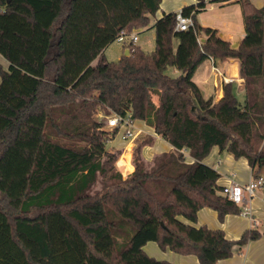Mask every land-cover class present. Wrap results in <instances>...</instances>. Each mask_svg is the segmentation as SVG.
I'll list each match as a JSON object with an SVG mask.
<instances>
[{
  "label": "trees",
  "instance_id": "1",
  "mask_svg": "<svg viewBox=\"0 0 264 264\" xmlns=\"http://www.w3.org/2000/svg\"><path fill=\"white\" fill-rule=\"evenodd\" d=\"M162 1L0 0V56L9 63L0 65V264H173L149 256L148 242L218 264L261 237L252 229L229 240L194 224L203 208L220 221L241 213L203 162L214 147L264 178V5L211 0L242 8L245 38L233 47L200 23L208 0L183 7L193 21L186 31L176 30V12L152 23ZM151 25L152 52L131 44L129 55L106 60L122 31ZM208 59L240 62L244 104L233 83L218 101L204 96L194 76ZM101 113H130L174 151L148 161L143 149L154 140L145 138L124 179L115 171L123 149L107 148L119 129L106 130Z\"/></svg>",
  "mask_w": 264,
  "mask_h": 264
},
{
  "label": "crops",
  "instance_id": "2",
  "mask_svg": "<svg viewBox=\"0 0 264 264\" xmlns=\"http://www.w3.org/2000/svg\"><path fill=\"white\" fill-rule=\"evenodd\" d=\"M251 1L256 7H262L264 5V0ZM195 4H197L196 0H163L160 10L152 18V23L164 14L172 12L179 13L183 7ZM198 19L203 26L218 29L221 37L231 42L233 47H238L245 38L242 8L235 2L214 3L208 0L206 9L198 15ZM147 29L155 33L152 25L147 27ZM175 45H177V41ZM137 46L143 50L142 46ZM124 49V55H126L128 49L126 46H124ZM107 52L108 49L104 52L106 59ZM0 65L4 70H8L9 63L2 56H0ZM214 66L218 68L222 76L214 71ZM240 67V62L236 60L215 62L208 59L198 68L194 80L201 88L204 96L206 98L214 97L215 101L220 100L223 96V76L235 79L233 83L235 92L245 96L244 81L240 78ZM180 75L181 73L179 72L178 76ZM134 127L135 136L132 139L126 140L122 137L124 141H128L123 148L124 153L118 162L119 170L122 174L124 172L127 175L133 173L135 169L132 163L133 152L137 145L145 138L151 137L154 140L152 145L145 146L143 149V153L145 152L144 155L148 159H151L155 155L174 151V148L165 139L157 135L154 129L147 126L143 121L136 120ZM123 156L127 158L130 168L125 163H121ZM187 161L191 163L193 159L188 158ZM203 162L214 168L220 174L217 183L221 188L230 185L232 182L246 185L253 179L252 168L245 158L235 159L233 155L226 151H220L218 147H214ZM263 197V192L260 191L250 202L254 221L240 214L227 215L223 221H220L217 212L210 208H203L199 211L198 221L194 225H206L210 229H221L225 232L229 240H239L247 231L252 229H257L261 233V237L258 240L250 241L242 248L239 246L235 247L234 254L238 255L237 259H232V256L229 259L219 261L218 264H264ZM185 222L187 221L185 220ZM144 250L151 257L173 264H200L198 258L194 255H180L169 249L163 250L155 242H148L144 246Z\"/></svg>",
  "mask_w": 264,
  "mask_h": 264
},
{
  "label": "built area",
  "instance_id": "3",
  "mask_svg": "<svg viewBox=\"0 0 264 264\" xmlns=\"http://www.w3.org/2000/svg\"><path fill=\"white\" fill-rule=\"evenodd\" d=\"M177 24L176 30L186 31L193 24L192 18L184 16L181 11L177 14ZM116 41L122 43L127 47L129 45H136L138 42V35L133 32L122 31L117 37ZM213 60V59H211ZM214 61V60H213ZM214 71L221 75L218 68L214 66ZM222 76V75H221ZM235 79L227 78L223 76V83H234ZM135 121L132 120L131 114L128 113L126 116H121L118 114H113L108 120V127L110 129H119V133L123 134L124 139H132L135 136ZM186 154V152H184ZM189 158V157H188ZM187 158V159H188ZM263 192L264 195V178H254L246 185H241L237 182H232L230 185L223 188V194L235 204L241 207L240 215L253 220L252 208L250 202L254 199L258 192ZM264 201V197H263ZM254 221V220H253Z\"/></svg>",
  "mask_w": 264,
  "mask_h": 264
},
{
  "label": "rangeland",
  "instance_id": "4",
  "mask_svg": "<svg viewBox=\"0 0 264 264\" xmlns=\"http://www.w3.org/2000/svg\"><path fill=\"white\" fill-rule=\"evenodd\" d=\"M132 32L138 35V42L136 44L142 46L143 50H145L146 52L150 53V52H152L155 49V33L154 32L150 31L147 28H140V29H136L135 28V29L132 30ZM175 43H176V40H175ZM107 49H108V52H107V59L106 60L110 61V62L119 61L121 56L124 55V53H125L124 45L122 43L118 42V41L113 42ZM167 73L171 77H175L176 78V77H178L179 71L176 68H174V67H170L168 69ZM205 89H206V91H208L207 88H205ZM235 93L237 95L238 101L240 103L244 104L245 96L244 95H239V94H237V92H235ZM155 100H156V98H155ZM98 119L100 121H103V120L108 121L110 119V116L106 117L104 113H101V114H99ZM105 129L108 130V131H111V129L107 125H105ZM122 137H123L122 133L117 134L115 139L111 143H109L107 145V148L110 149L111 151L119 149V148L123 149L128 141H124L122 139ZM57 140L60 141L63 144H67V145H71V146H79V145H83L84 144V143H81V142H76V141L74 142V141H71V140L65 139V138H58ZM144 154H145V152L143 153V156L148 161H150L154 157L153 156L151 159H148L147 157H145ZM120 158H119V160H120ZM119 160H118V162H119ZM126 160H127V158H125L123 156V158L121 160V163L126 161ZM118 162L115 164V171L119 170V168H120L119 165H118ZM122 175H123V178L126 179L130 174L127 175L124 172ZM100 187H101L100 184H98L96 189H100ZM237 256L238 255L234 254L232 259H237Z\"/></svg>",
  "mask_w": 264,
  "mask_h": 264
},
{
  "label": "water",
  "instance_id": "5",
  "mask_svg": "<svg viewBox=\"0 0 264 264\" xmlns=\"http://www.w3.org/2000/svg\"><path fill=\"white\" fill-rule=\"evenodd\" d=\"M126 55H129V51H127Z\"/></svg>",
  "mask_w": 264,
  "mask_h": 264
}]
</instances>
